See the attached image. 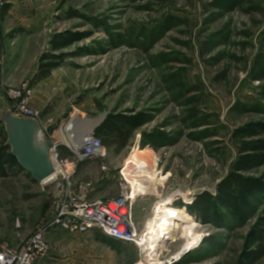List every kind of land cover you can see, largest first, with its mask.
<instances>
[{"label": "rangeland", "instance_id": "obj_1", "mask_svg": "<svg viewBox=\"0 0 264 264\" xmlns=\"http://www.w3.org/2000/svg\"><path fill=\"white\" fill-rule=\"evenodd\" d=\"M3 9L2 94L25 84L33 90L41 135L60 143L59 159L68 165L67 177L45 182L90 183L91 200L118 198L122 182L140 194L132 212L140 241L116 245L115 264H237L248 234L264 231V197L253 200L244 221L226 210L221 222L201 221L185 209L152 255L141 244L162 201L190 204L203 192L215 194L239 155L233 132L264 124V0H7ZM65 33L90 35L53 51L51 41ZM52 54L66 55L42 78L40 67L49 62L43 58ZM104 110L108 117L142 113L146 124L126 144L101 135V155L77 160L69 125ZM89 134L84 128L78 138ZM139 147L150 151L151 164H138ZM5 172L0 244L14 247L54 215L57 191L20 166ZM263 174L264 166L248 175ZM184 223L191 232H183ZM251 264H264V255Z\"/></svg>", "mask_w": 264, "mask_h": 264}, {"label": "built area", "instance_id": "obj_2", "mask_svg": "<svg viewBox=\"0 0 264 264\" xmlns=\"http://www.w3.org/2000/svg\"><path fill=\"white\" fill-rule=\"evenodd\" d=\"M6 3L7 0H0V10L6 6ZM32 97L33 90L26 84L20 89L12 88L6 92V99L12 104V113L15 116L37 120L43 129L40 114L31 105ZM51 143L50 157L53 169L57 172L55 177L61 175L65 178L68 175V165L59 159L60 143L55 140H51ZM69 145L70 151L79 161L99 157L103 151L100 138L93 134L81 150L77 151L73 142ZM48 183L54 184V189L57 191L54 215L39 224L19 247L1 243L0 264H35L38 258L47 255L50 250L47 233L57 228L71 234H87L95 229L123 243H139L132 212L136 198L140 194H134L129 182H122L120 196L110 201L91 200L88 197L89 192L92 191L90 183L81 184L78 188H75L72 182L43 181L40 184L44 187Z\"/></svg>", "mask_w": 264, "mask_h": 264}, {"label": "trees", "instance_id": "obj_3", "mask_svg": "<svg viewBox=\"0 0 264 264\" xmlns=\"http://www.w3.org/2000/svg\"><path fill=\"white\" fill-rule=\"evenodd\" d=\"M90 34L65 33L56 36L51 41L53 51H61L77 42L88 38ZM66 54L46 55L43 61H49L40 67L41 75L47 76L51 69L58 67V60ZM3 124L0 121V125ZM146 124V116L142 113L131 116L113 115L107 117L102 125L95 130L96 136L101 135L126 144L130 134ZM264 124L250 123L239 127L233 132V137L240 140L239 155L233 169L217 184L216 193L203 192L196 196L190 204L175 203L174 206L185 208L189 215L201 221L213 220L221 222L226 214L224 210L235 220L244 221L252 210L253 200L264 197V174L261 177L248 175L254 169L264 166ZM5 165L15 167L18 165L16 158L11 154L10 146L3 145L0 148V175H5ZM264 231L252 230L248 234L237 264H251L264 255ZM258 244L257 247L254 246ZM174 264H185L181 258Z\"/></svg>", "mask_w": 264, "mask_h": 264}, {"label": "water", "instance_id": "obj_4", "mask_svg": "<svg viewBox=\"0 0 264 264\" xmlns=\"http://www.w3.org/2000/svg\"><path fill=\"white\" fill-rule=\"evenodd\" d=\"M107 117L108 112L104 110L98 118L78 120L77 124L83 125L82 129L87 128L92 134ZM0 121L5 126L7 144L18 165L39 183L50 178L55 173L50 157L52 143L42 137L39 122L32 118L15 116L10 109L0 111Z\"/></svg>", "mask_w": 264, "mask_h": 264}, {"label": "crops", "instance_id": "obj_5", "mask_svg": "<svg viewBox=\"0 0 264 264\" xmlns=\"http://www.w3.org/2000/svg\"><path fill=\"white\" fill-rule=\"evenodd\" d=\"M4 14L5 9H1L0 25ZM2 38L0 33V43H2ZM1 65L0 61V111L2 109H10L12 111V104L2 94ZM16 166L19 165H15L13 168H16ZM9 167V165H5V171ZM36 183L41 185L39 182ZM46 238L50 242V250L47 255L38 258L35 264H115L117 256L114 248L119 243H123L107 237L95 229L87 234H71L66 232V230L63 231L57 228L50 230ZM12 244H14V247L20 246L18 242Z\"/></svg>", "mask_w": 264, "mask_h": 264}, {"label": "bare ground", "instance_id": "obj_6", "mask_svg": "<svg viewBox=\"0 0 264 264\" xmlns=\"http://www.w3.org/2000/svg\"><path fill=\"white\" fill-rule=\"evenodd\" d=\"M77 123H78L77 121L71 122L72 125H69L68 133L71 137L72 142L75 145L74 146L75 149H77V151H78V150H81V148H83L85 143H88V141H90L92 134L90 133L89 135L85 136L84 138L79 139L78 136H79L80 131L82 130L81 126H83V125H81V124L79 125ZM76 125H77V129L79 127V129H78L79 131H76L73 128ZM150 155H151V153L149 150L140 149V147H139V148L135 149L134 158L137 160L138 164H140L141 162L146 163V161H150V159L152 158V156H150ZM151 161L147 162V163L151 164ZM150 168H151V166L147 167V169H144V170L140 169L139 170L140 174L150 172ZM56 174H57V172L55 171V173L50 178H48L46 180L53 179L56 176ZM144 175H147V174H144ZM142 178H144V177H142ZM138 185L140 187H146V182H144L143 179H140L138 182ZM149 189H150V192L154 193V189H155L154 186H151V188H149ZM134 194H135V191H134ZM157 210H158L159 215L156 216L154 219L152 218V220L149 221L148 229H147L148 230L147 237L142 239L143 244H141L142 245L141 247H143L145 249V251L148 252V255H152V253L156 250V248L161 245L160 236L168 233L169 231H171L172 227H174L175 223L173 222V220H178V221L183 220L185 218V214H186L185 208H179V207L172 205L170 200L162 201L159 204ZM184 224H185V226L183 228V232H191L192 231L191 225L188 223H184Z\"/></svg>", "mask_w": 264, "mask_h": 264}]
</instances>
